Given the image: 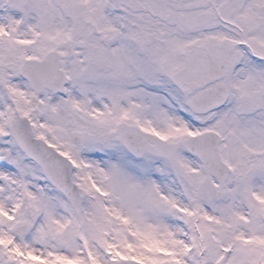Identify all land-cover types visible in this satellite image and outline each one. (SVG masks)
<instances>
[{"label": "snow or ice", "instance_id": "snow-or-ice-1", "mask_svg": "<svg viewBox=\"0 0 264 264\" xmlns=\"http://www.w3.org/2000/svg\"><path fill=\"white\" fill-rule=\"evenodd\" d=\"M0 264H264V0H0Z\"/></svg>", "mask_w": 264, "mask_h": 264}]
</instances>
